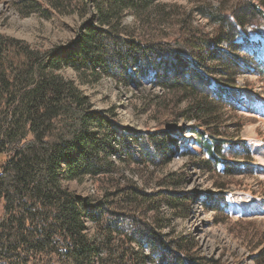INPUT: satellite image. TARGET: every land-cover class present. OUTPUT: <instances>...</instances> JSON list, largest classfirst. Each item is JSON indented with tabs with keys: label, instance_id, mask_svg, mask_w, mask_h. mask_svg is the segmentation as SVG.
<instances>
[{
	"label": "trees",
	"instance_id": "trees-1",
	"mask_svg": "<svg viewBox=\"0 0 264 264\" xmlns=\"http://www.w3.org/2000/svg\"><path fill=\"white\" fill-rule=\"evenodd\" d=\"M154 1L93 0L97 21L89 19L75 39L51 48L0 32V264H214L196 255L193 240L174 234L173 211L186 215L193 199L178 190L183 174L165 176L153 191L125 177L122 162L144 163L132 152L134 137L114 108L97 109L79 83L147 76L182 94L187 109L159 113L148 142L169 157L166 149L181 132L169 121L195 119V142L207 155L197 167L212 170V160L226 173L241 171L222 157L217 128L227 103L222 96L241 99L233 95L243 66L234 39L249 43L244 27L264 28V0H237L229 12L203 4L199 11L216 25L213 35L184 28L173 36L136 34L124 23L125 12ZM67 66L79 83L62 74ZM246 153L250 159L249 147ZM63 177L94 179L98 192L79 195ZM219 192L218 204L227 205Z\"/></svg>",
	"mask_w": 264,
	"mask_h": 264
},
{
	"label": "rangeland",
	"instance_id": "rangeland-1",
	"mask_svg": "<svg viewBox=\"0 0 264 264\" xmlns=\"http://www.w3.org/2000/svg\"><path fill=\"white\" fill-rule=\"evenodd\" d=\"M236 1L156 0L139 11H126L123 21L136 34L146 37L173 36L180 28L213 35L216 25L200 13V7L205 4L229 12ZM89 19L97 21L93 0H0V32L24 39L38 49L69 43ZM244 30L249 34V43L240 36L234 39L240 42L238 55L243 58V66L233 95L241 99L236 103L234 97L229 101L226 95L222 96L227 103L221 106L222 116L216 127L223 142L222 157L238 162L230 167L241 170L235 173H226L222 163L212 160V170L197 167L200 157L207 159V155L195 142V119L179 117L169 121L170 127L181 130L174 147L166 149L169 157L148 142V132L156 129L157 118L162 115L159 113L187 109L189 101L181 99L182 94L169 92L147 76H136L129 83L104 77L82 84L73 68L61 70L65 77L79 83L97 109L114 108L119 122L133 135L132 152L142 155L144 163L133 157L122 162L121 173L125 177L153 191L165 176L183 174L184 181L178 190L193 193V199L186 215L173 211L174 234L189 237L197 245L196 255L214 264H258V254L264 253V205H256L264 203V28L256 30L250 25ZM247 147L250 159H246ZM148 154L154 156V161L148 159ZM93 180L63 177V184L79 195L92 196L98 192V183ZM219 190L225 191L227 205L218 204Z\"/></svg>",
	"mask_w": 264,
	"mask_h": 264
},
{
	"label": "bare ground",
	"instance_id": "bare-ground-1",
	"mask_svg": "<svg viewBox=\"0 0 264 264\" xmlns=\"http://www.w3.org/2000/svg\"><path fill=\"white\" fill-rule=\"evenodd\" d=\"M256 205H257V208H258V207H261V208H262L263 205H264V203H263V202H258Z\"/></svg>",
	"mask_w": 264,
	"mask_h": 264
}]
</instances>
